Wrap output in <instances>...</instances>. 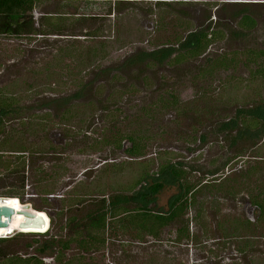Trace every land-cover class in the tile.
Masks as SVG:
<instances>
[{"label": "rangeland", "instance_id": "374dc122", "mask_svg": "<svg viewBox=\"0 0 264 264\" xmlns=\"http://www.w3.org/2000/svg\"><path fill=\"white\" fill-rule=\"evenodd\" d=\"M38 1L33 15L40 33L0 36V99L11 104L9 114L0 113V141L9 142L2 156L9 152L14 159L13 177L0 181V195L18 192L23 200L5 197L8 205L45 213L48 227L40 234L50 229L48 214L51 232L64 235L62 221L88 210L74 203L112 193L151 191L144 204L165 213L179 190L160 169L179 165L188 181L221 186L200 192L202 210L187 212L190 237L178 241L180 221L159 241L113 235L80 264H264V222L238 239L227 228L240 230L260 217L250 200L264 188V134L219 131L264 102V81L246 63L264 51V0ZM244 14L256 21L253 30L240 27ZM215 30L222 39L197 58L134 62L170 49L173 60L193 33ZM223 57L235 64L204 74ZM131 133L147 138L140 157L127 155V141L123 149L113 144V135ZM18 148L25 152L11 153ZM20 233L28 234L13 223L0 229V238H13L0 246V264L30 256L55 264L52 252L40 251L49 238ZM65 258H81L76 245Z\"/></svg>", "mask_w": 264, "mask_h": 264}, {"label": "trees", "instance_id": "16d2710c", "mask_svg": "<svg viewBox=\"0 0 264 264\" xmlns=\"http://www.w3.org/2000/svg\"><path fill=\"white\" fill-rule=\"evenodd\" d=\"M39 3L38 0H0V36L9 37H24L37 35L40 31L36 30L35 17L33 12ZM240 27L244 30H253L256 27V21L249 15H243L240 20ZM192 40L190 45H186L185 52L177 54L172 60L170 57L173 51L161 50L151 52L150 54H143V57L136 58L134 62L148 60V63L161 64L170 63L175 64L181 63L186 58H197L204 55L208 50L209 46L220 39H222L221 31H200L192 34ZM247 64L255 66L252 72L256 77H259L264 81V51L255 52L252 56L247 59ZM232 64L231 59L225 57L219 59L217 64L213 65L210 69L212 73L214 68L229 69ZM209 74V75H210ZM253 75V77H254ZM175 100H172V106L178 111H182V114L187 113L186 109H183L177 104ZM11 104H7L5 99H0V113L7 115L10 113ZM148 112V111H147ZM149 115V113L147 114ZM2 118V117H1ZM240 127V128H239ZM242 128V129H241ZM0 124V137L4 134ZM241 129V130H240ZM264 102L260 105L255 106L249 114L245 111H241L239 119L229 121L220 127V132H234L238 131L240 136H245L246 132L252 131L254 134H264ZM135 132V131H133ZM113 144L119 149H123L122 142L127 141L129 147L125 150L127 155L132 157H140L145 151V144H147V138L139 133L126 134L124 136H112ZM7 140V138H6ZM0 141V176L6 175L5 178L0 181H9L13 177V170L11 171V164H13V158L11 156L3 155L6 150V144L8 141ZM7 151V150H6ZM24 153V148H18L11 153ZM12 159V161L10 160ZM18 159V158H16ZM261 170V169H260ZM260 173H263L261 170ZM257 173L255 172V175ZM188 172L179 165L168 164L162 166L160 169V176L170 178L173 183L178 186V194L173 199L170 207L165 213H155L151 211L145 204L144 199L149 198L150 193L142 194L137 190L131 193H112L107 197L101 199L88 198L82 202L74 203L77 208L88 209L84 216H80L79 213L71 212L70 216L62 221L61 230L64 231V235L54 234L51 230H55L54 217L52 214H48L50 217L51 225L48 232L44 234H31V233H20L16 236H28L38 235L41 237L49 238L44 244L41 245L40 251L45 253L47 251L52 252L55 255V264H80L84 261L87 256L88 261L92 260V256L97 254L103 246H105L113 235L122 234L124 236H132L136 240H141L146 237L152 238L154 241H159L161 234L165 232V229L172 226L177 222H184L182 226L177 230L179 235L178 241L187 239L190 237L189 224L184 220L192 209L202 210V204L199 201L200 192H211L216 193L221 187L218 185L209 184H196L188 181ZM149 174L145 175L144 180L148 178ZM143 183H140V185ZM199 185V186H198ZM139 185L137 184L136 187ZM135 187V188H136ZM25 188V181H21L20 189ZM257 193V194H256ZM254 195L253 204L256 205L260 211V217L256 223L250 224L247 220L245 223L240 225V230L235 229L236 226L227 227L230 228V238L238 239L241 237L242 232L248 229V226L252 227V230L260 226L264 222V188H259ZM155 194V193H154ZM228 194V193H227ZM142 195V196H141ZM145 195V196H143ZM0 197H7L13 200L16 199L22 202V198L18 192H10L9 195L2 194ZM72 202V201H69ZM23 204V203H21ZM24 205V204H23ZM37 212V211H36ZM247 234V233H245ZM244 234V235H245ZM227 235V237H229ZM15 237V236H14ZM229 240V238H227ZM13 242V238H0V246L6 245ZM246 246H251L246 243ZM72 245H76L79 250L81 258H65L66 253L71 249ZM245 245L242 249L247 248ZM248 249V248H247ZM2 256H0V260ZM5 259V258H4ZM5 264H44L42 260L36 259V257L27 258H15L8 260ZM83 264V263H82Z\"/></svg>", "mask_w": 264, "mask_h": 264}, {"label": "water", "instance_id": "95a60500", "mask_svg": "<svg viewBox=\"0 0 264 264\" xmlns=\"http://www.w3.org/2000/svg\"><path fill=\"white\" fill-rule=\"evenodd\" d=\"M6 200L7 199L5 197H0V228L9 227L15 214L19 213L17 210L8 205ZM21 214L24 216V221L20 224L21 229H42L46 225L45 218L42 216H34V214L28 211L21 212Z\"/></svg>", "mask_w": 264, "mask_h": 264}, {"label": "bare ground", "instance_id": "6f19581e", "mask_svg": "<svg viewBox=\"0 0 264 264\" xmlns=\"http://www.w3.org/2000/svg\"><path fill=\"white\" fill-rule=\"evenodd\" d=\"M12 208L17 210L19 213L15 214V216L13 217L11 223H13V225L17 226L20 230L26 231L27 233H31V234L32 233H39V232L41 233V232H45L46 231V229L48 227L49 218L47 217V215H45V213H43V212H40V213L33 212L30 205L18 204L16 207H12ZM24 211L31 212L32 214H34V216H42L43 218H45L46 225L42 229H35V228L21 229L20 228V224H22V222L24 221V216L21 214V212H24ZM14 219H17L19 222L16 221V220L14 221ZM0 229H3V228H0Z\"/></svg>", "mask_w": 264, "mask_h": 264}, {"label": "flooded vegetation", "instance_id": "af4514ba", "mask_svg": "<svg viewBox=\"0 0 264 264\" xmlns=\"http://www.w3.org/2000/svg\"><path fill=\"white\" fill-rule=\"evenodd\" d=\"M252 201H253V199L250 200L251 209H252V210H255V212H258V214H259V216H260V211H259L258 207H257L256 205H254ZM13 205H14V204H13ZM13 205H12V206H13ZM12 206H11V207H12ZM16 206H17V205H16ZM13 207H14V206H13Z\"/></svg>", "mask_w": 264, "mask_h": 264}, {"label": "clouds", "instance_id": "9594fccd", "mask_svg": "<svg viewBox=\"0 0 264 264\" xmlns=\"http://www.w3.org/2000/svg\"><path fill=\"white\" fill-rule=\"evenodd\" d=\"M10 236V235H9ZM3 238H7V236L3 237Z\"/></svg>", "mask_w": 264, "mask_h": 264}]
</instances>
